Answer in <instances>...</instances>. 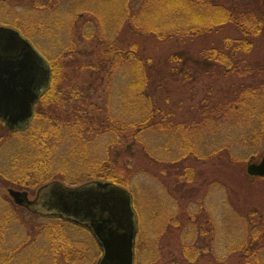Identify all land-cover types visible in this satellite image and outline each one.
Wrapping results in <instances>:
<instances>
[{"label":"rangeland","instance_id":"374dc122","mask_svg":"<svg viewBox=\"0 0 264 264\" xmlns=\"http://www.w3.org/2000/svg\"><path fill=\"white\" fill-rule=\"evenodd\" d=\"M8 1L0 0V28L15 30L28 40L48 65L54 66L51 77L68 74L71 84L88 93L97 105L108 104L118 120L136 119L120 106L124 80L119 72L113 81L102 79L92 84L87 72L80 76L77 67L92 64L94 57L90 43L73 29L71 19L76 12L70 9L69 0H58L57 5V0ZM198 50L191 46L187 53ZM250 50L238 56L251 66L264 68V42L256 41ZM70 57L77 63L62 70V63ZM55 64L60 67L55 68ZM229 77L211 80L196 75L181 90L173 88L165 103L171 112L166 127L157 128L150 140V135L142 140L139 136L127 139L118 131L113 136L94 137V125L83 119L76 121L67 113L52 114L47 106L53 104L45 98L44 107L37 102L34 105L27 129L13 133L0 121V264H96L101 251L85 227L17 206L7 190L26 192L31 200L40 187L55 181L70 188L91 182L117 185L108 178L114 174L123 178V161L134 174L128 189L134 197L132 207L138 224L135 237L140 258L134 264L181 261L187 257L182 250L188 252L190 244L199 255L218 256L221 244L246 239L244 220L257 224L264 214V178L246 173L247 165L262 158L264 135L255 139L257 156L249 160L245 148L247 124L230 129L201 109L206 98L216 103L223 94H232L230 86L236 80L234 75ZM57 81L64 87L69 83L55 79L48 85ZM260 102L258 107L263 108L264 95ZM53 108L59 110L55 104ZM40 111H48L52 118L46 120ZM253 122L258 124L259 120ZM69 129H76L82 136L71 138L65 132ZM227 144L237 157L247 156L243 163L225 167L218 161L220 149ZM103 162H109L114 173L108 178L101 175Z\"/></svg>","mask_w":264,"mask_h":264},{"label":"trees","instance_id":"16d2710c","mask_svg":"<svg viewBox=\"0 0 264 264\" xmlns=\"http://www.w3.org/2000/svg\"><path fill=\"white\" fill-rule=\"evenodd\" d=\"M69 3L72 12H76L71 19L73 29L81 32L83 40L90 43L94 57L92 64L77 67L80 76L87 72V79L92 84L102 79L113 81L119 72L124 80L120 106L129 113L128 116L136 119L118 120L108 104L94 103L88 93L71 84L68 74L62 73L50 80L68 81L67 87L58 85V81L51 83L43 91L37 106L44 107L47 100L53 104L50 103L52 108L47 106L52 114L67 113L76 121L86 120L95 126L93 135L97 138L113 136L118 131L125 133L127 139L139 136L142 140L145 135H150V140L157 128L166 127L171 112L165 103L173 88L174 91L181 90L193 82L196 75H206L211 80L234 75L236 83L230 86L232 94H223L216 103L206 98L201 109L208 116L215 115L230 129L247 124L249 136L245 148L248 159L257 156L255 139L264 135V106L258 107L264 95V68L251 66L238 55L249 53L256 41L264 42V0H69ZM57 4H60L58 0ZM191 46L200 50L190 55L187 49ZM75 63L77 61L70 57L61 68L66 71ZM58 66L55 64V68ZM69 99L73 105H67ZM54 104L59 110L53 108ZM259 109L260 118L257 115ZM48 111H40L46 120L52 118ZM254 119L259 123L255 124ZM65 132L75 139L82 136L76 129ZM220 150L222 156L218 161L225 167L243 163L247 157H237L231 145ZM120 165L124 176L119 179L109 162H103L100 166L102 178L113 173L109 181L126 189L132 197L128 189L134 174L129 170V164L123 161ZM248 217L252 219V216ZM248 220H244L246 239L227 246L221 244L218 256L207 255L208 263L205 262L206 254L199 255L190 244L188 252L182 250L186 258L169 264H264V214L258 217L257 224H249ZM136 237L134 261L140 258ZM148 262L151 264L154 260Z\"/></svg>","mask_w":264,"mask_h":264},{"label":"water","instance_id":"95a60500","mask_svg":"<svg viewBox=\"0 0 264 264\" xmlns=\"http://www.w3.org/2000/svg\"><path fill=\"white\" fill-rule=\"evenodd\" d=\"M49 79L48 63L29 41L15 30L0 28V121L8 130L27 127ZM246 173L264 178V153L258 163L247 165ZM7 193L32 213L55 215L85 227L101 250L96 264H134L137 220L126 189L112 183L70 188L53 182L42 186L32 200L26 192L8 189Z\"/></svg>","mask_w":264,"mask_h":264},{"label":"flooded vegetation","instance_id":"af4514ba","mask_svg":"<svg viewBox=\"0 0 264 264\" xmlns=\"http://www.w3.org/2000/svg\"><path fill=\"white\" fill-rule=\"evenodd\" d=\"M49 81H50V79H49ZM48 84H49V82H48ZM41 95H42V93L40 94V96H39L38 100L40 99ZM37 102H38V101H37ZM31 200H32V199H31Z\"/></svg>","mask_w":264,"mask_h":264}]
</instances>
